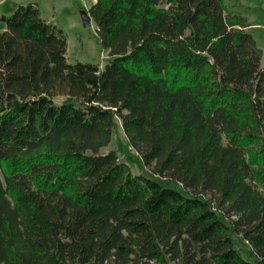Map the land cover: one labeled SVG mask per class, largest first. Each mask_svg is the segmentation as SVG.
<instances>
[{
    "label": "trees",
    "instance_id": "obj_1",
    "mask_svg": "<svg viewBox=\"0 0 264 264\" xmlns=\"http://www.w3.org/2000/svg\"><path fill=\"white\" fill-rule=\"evenodd\" d=\"M89 7L102 69L68 64L34 3L0 14V264H264V64L247 18L223 0ZM118 118L148 176L100 152Z\"/></svg>",
    "mask_w": 264,
    "mask_h": 264
},
{
    "label": "rangeland",
    "instance_id": "obj_2",
    "mask_svg": "<svg viewBox=\"0 0 264 264\" xmlns=\"http://www.w3.org/2000/svg\"><path fill=\"white\" fill-rule=\"evenodd\" d=\"M95 0H0V14L8 15L18 4L27 5L34 3L41 13V18L46 22L60 27L66 36V62L90 63L102 69L108 58V51L102 48L98 36L95 33V23L83 26L80 19V11L88 10ZM227 7L245 16L249 22L246 30L252 33L263 51L262 64H264V0H223ZM4 25L0 23V32ZM63 97L57 98L61 100ZM117 120V128L112 133L111 141L100 149L101 153L115 150L118 161L128 163L133 173L148 176V169L144 167L140 159L127 145V139L121 127V120ZM180 189V186L178 185ZM234 242L242 256H246L249 245L239 236L234 237ZM149 264H153L152 262ZM166 264H176L168 261Z\"/></svg>",
    "mask_w": 264,
    "mask_h": 264
},
{
    "label": "water",
    "instance_id": "obj_3",
    "mask_svg": "<svg viewBox=\"0 0 264 264\" xmlns=\"http://www.w3.org/2000/svg\"><path fill=\"white\" fill-rule=\"evenodd\" d=\"M80 19L83 23V26H85V27L91 24V21H90L91 16H90L89 11L87 9L80 11Z\"/></svg>",
    "mask_w": 264,
    "mask_h": 264
}]
</instances>
